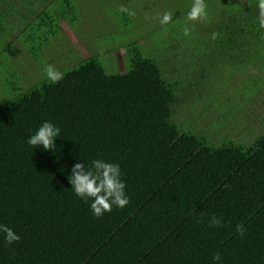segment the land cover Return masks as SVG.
Segmentation results:
<instances>
[{
    "label": "trees",
    "instance_id": "trees-1",
    "mask_svg": "<svg viewBox=\"0 0 264 264\" xmlns=\"http://www.w3.org/2000/svg\"><path fill=\"white\" fill-rule=\"evenodd\" d=\"M58 1L10 33V10L2 6L0 50L20 41L38 64L51 40L79 20L71 0ZM257 2L205 0L204 19L188 20L190 6L171 13L186 17L179 28L157 23L146 37L178 50L180 66L171 73L136 38L144 23L136 26L132 11L118 6L108 20L125 33H110L117 38L110 49H125L123 73H107L98 57L106 50L77 60L55 85L44 81L24 91L18 71H7L9 87L0 88V223L20 241L7 247L0 237V264H212L215 253L223 264H264V134L215 144L185 130L206 107L229 122L264 95ZM164 32L160 41L157 33ZM181 111L190 117L176 120ZM44 120L61 128L55 152L26 144ZM98 156L121 165L131 197L127 208L99 220L67 181L74 163ZM211 215L222 217L223 226L209 228Z\"/></svg>",
    "mask_w": 264,
    "mask_h": 264
},
{
    "label": "rangeland",
    "instance_id": "rangeland-1",
    "mask_svg": "<svg viewBox=\"0 0 264 264\" xmlns=\"http://www.w3.org/2000/svg\"><path fill=\"white\" fill-rule=\"evenodd\" d=\"M78 10L79 20L76 23L73 31L71 28L64 27L63 34L60 39H52L49 46L45 48V51L41 54V58L38 64L33 58L23 49L20 41L14 42L11 46L2 48L0 50V88L8 89V85H5V77L9 76L7 71L15 68L19 73V79L24 86V91L31 87L38 85L46 81L43 69L47 65H52L58 71H67L70 68L75 67L79 62V59H87L96 52H102L106 50V56L104 59L101 56L105 69L108 74H115L118 72H124V60L125 49L120 47L113 52L112 45L117 41V38L113 34H124L125 30H120V26L111 24L108 20L110 12L113 13L118 7H125L132 11L133 19L136 21L135 25L138 26L144 23L143 29L138 33L139 40H142L143 45H147L150 51H157V54L161 56L160 63L166 68V71L171 73L172 68H178L181 61H175L178 50L173 51L171 47H163V45L157 47L156 43L148 37L149 32L160 23V18L165 12L181 13L185 8H189L192 4V0H71ZM8 3L9 12L6 14V25H11L9 33L12 29L26 28V21H32L35 19L33 15L36 11L41 12L45 6H54L59 3L58 0H6ZM5 4V0H0V10ZM210 12L209 8H206V12ZM214 12V11H213ZM147 17V18H146ZM186 20V17L177 15L175 18L169 21V26L173 29L179 26ZM2 24H0L1 27ZM158 26V25H157ZM19 34V33H17ZM163 34V35H162ZM157 33L160 41L166 39V32ZM28 36L27 31L22 32L20 40ZM16 34L14 36L15 39ZM118 37V36H116ZM143 37V38H142ZM146 37V38H144ZM134 38V39H136ZM19 40V39H18ZM111 40L112 43L108 44ZM130 39L129 41H131ZM133 41V40H132ZM158 49V50H157ZM73 51L75 59L72 60ZM95 54V56H97ZM163 56V57H162ZM189 60L190 58H186ZM77 62V63H76ZM75 63V64H74ZM186 61L184 62V64ZM13 68V69H14ZM189 65L184 67L187 74ZM8 74H6V73ZM167 72V73H168ZM9 81V79H8ZM7 83V81H6ZM236 86V82L233 83ZM224 90V89H222ZM6 91V90H5ZM7 92V91H6ZM232 92H236V89L232 88ZM8 93V92H7ZM21 92H9L11 98L20 95ZM220 99V98H219ZM227 95L222 96L221 103L226 102ZM220 103V107H222ZM238 103V99H234V104ZM2 104V103H1ZM0 104V105H1ZM240 104L238 103L237 106ZM215 109H219V105L214 106ZM229 107V105H228ZM207 108V107H206ZM205 108V114L197 115L196 121L186 112L181 111L176 117L179 120V116L188 118L185 123L186 131H199L200 134H206L210 136L211 141L215 144H220L227 136L236 141H250L253 139L256 133L264 134V126L262 119L264 117V95L258 94L245 106L242 107L236 118L231 119L229 122H223L218 116H214ZM196 109V107H195ZM235 117V114L234 116ZM194 133V132H193Z\"/></svg>",
    "mask_w": 264,
    "mask_h": 264
},
{
    "label": "clouds",
    "instance_id": "clouds-1",
    "mask_svg": "<svg viewBox=\"0 0 264 264\" xmlns=\"http://www.w3.org/2000/svg\"><path fill=\"white\" fill-rule=\"evenodd\" d=\"M206 7L205 0H192L190 10L187 12V19L191 21L204 19ZM257 9L258 26L260 29H264V0H258ZM171 18L172 14L165 12L160 18V23L165 25L169 23ZM187 34L188 30L185 29V35ZM44 75L49 84L55 85L63 79L64 73L58 71L52 65H47L44 69ZM59 137H61V128L52 121L44 120L27 137L26 144L32 149L42 147L44 151L51 150L55 152V142ZM67 181L71 186L72 195L85 203L92 217L97 220L111 213L113 209L122 211L131 203L125 173L121 165L105 160L100 156L74 163L70 174L67 176ZM207 226L209 228L221 227L223 226V218L211 215L207 218ZM235 231L240 237H244L246 233L243 225L239 224L236 226ZM0 237H2L3 243L7 247L20 241V235L4 223H0ZM212 264H223L220 253H215L212 256Z\"/></svg>",
    "mask_w": 264,
    "mask_h": 264
},
{
    "label": "crops",
    "instance_id": "crops-1",
    "mask_svg": "<svg viewBox=\"0 0 264 264\" xmlns=\"http://www.w3.org/2000/svg\"><path fill=\"white\" fill-rule=\"evenodd\" d=\"M3 6H8V3H6V0H5V4Z\"/></svg>",
    "mask_w": 264,
    "mask_h": 264
}]
</instances>
